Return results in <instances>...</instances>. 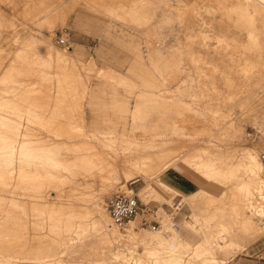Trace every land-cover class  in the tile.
I'll return each mask as SVG.
<instances>
[{"label":"rangeland","instance_id":"rangeland-1","mask_svg":"<svg viewBox=\"0 0 264 264\" xmlns=\"http://www.w3.org/2000/svg\"><path fill=\"white\" fill-rule=\"evenodd\" d=\"M178 8L180 19L174 13ZM60 29L68 32L70 49L57 43ZM25 35L48 42L51 53L66 57L74 73L57 76L55 72L61 74L62 70L43 62L35 50L37 43L23 44ZM177 60L181 67L177 75L164 77L155 67L164 62L175 68ZM12 64L16 65L14 74ZM91 69L109 74L101 77ZM2 83L18 86L13 92L0 91L1 95L7 94L4 100L0 95V114L7 116L4 125L12 128L10 131L19 126V131L27 132L23 138L30 139L28 148L61 141L75 145L68 151L59 148L56 157L63 159L68 168L56 170L52 181L44 175L46 178L40 179L44 185L37 191L31 187L36 179L21 177L17 172L18 155L10 165L0 161V264H166L164 253L150 254L156 237L176 235L180 242L191 246L201 241L202 220L196 214V221L194 212L199 206L194 200L212 196L226 201L236 190L228 189L229 183H220L228 180L225 175L210 174L208 168L195 166V162L217 149L237 155L242 149H252L262 164L264 180V8L258 6V0H0ZM136 102L140 105L134 124L129 114ZM124 113L128 139L154 130L168 131L171 120L178 119L183 126L178 127L185 134L179 148L185 155L183 165L172 163L153 177L133 174L127 179L118 174L112 179L107 162L128 153L130 143L125 141L128 139L110 143L97 138L107 128L121 124L106 119L114 120ZM91 131L96 135L92 136ZM207 144L210 147L203 152L201 147ZM157 149L153 151L159 154L168 151ZM30 157L24 158L31 162ZM25 162V168L33 167ZM90 162L106 166L104 179L90 171ZM91 178L95 181L94 194L100 192L99 184L106 183L98 198L102 201L115 190L133 189L142 205L157 209L160 226L152 229L141 225L137 215L120 229L106 212L108 224L106 221L102 231L112 234L116 230L118 237L110 236L103 242L98 225L91 220L98 214L84 217L81 226L70 225L77 219L69 216L67 208L77 214L85 212L88 201L80 205L79 192L91 187L78 185ZM132 179L137 180L129 184ZM149 186L157 191L144 196L141 191ZM236 191L240 195L242 190ZM259 194L251 196L253 203L248 212L253 211L254 220L262 226L264 190ZM225 208L233 209L230 204ZM59 216L63 218L59 221L62 227L50 229L48 225ZM211 230L217 243L228 242L221 227ZM235 237L239 248L233 245L214 250V264H264V234L252 241Z\"/></svg>","mask_w":264,"mask_h":264},{"label":"bare ground","instance_id":"bare-ground-1","mask_svg":"<svg viewBox=\"0 0 264 264\" xmlns=\"http://www.w3.org/2000/svg\"><path fill=\"white\" fill-rule=\"evenodd\" d=\"M259 1H260V3H259ZM259 5H261V7L264 8V0H258V6ZM179 10L180 9L178 8L174 12L177 19H180V17L182 16V13ZM248 32H251V31H248ZM22 43L23 44H25V43H28V44L29 43H32V44L37 43L35 50L39 51V54L41 55V57H43V62L47 63V65L49 64V66L54 65L55 69L59 68L62 70V71H60L61 74L55 72V74L57 76H61V75L64 76L65 74L71 73V72L74 73L72 70V65H69V61L67 62L66 57H64L58 53H55V54L51 53L52 49L49 48L50 45L49 46L47 45V44H49L48 42L46 43L43 40L42 41H36V40L32 39L29 35H25V38L22 40ZM171 62H173V61H171ZM67 63H68V65H67ZM179 63H180L179 60H177L176 64L175 63H174L175 65L173 64L175 68H169L168 66H170V65L169 64L166 65V63H164V62H163V65L162 64H156L155 67L160 71L159 73H161L164 77H167V76H171L173 74L177 75V71L181 69ZM15 64L17 65V63H15ZM15 64H12L10 66L12 69H14L13 74H14V71L16 68ZM18 65L20 66V64H18ZM47 65H46V68H47ZM65 66H67V67H65ZM43 67H44V65H43ZM43 70H45V69H43ZM16 71H18V70H16ZM48 72H50V71L48 70ZM86 72H88V69H86ZM93 73L101 76L103 74L104 75L107 74V71L94 70ZM15 75H16V72H15ZM115 75L119 76L118 74H115ZM112 77H113V75H112ZM119 79L121 80L122 77H119ZM27 84L29 85V83H27ZM17 87L18 86H16V84H13V83H11V84L10 83H8V84L2 83V84H0V91H2L3 93L13 92L16 90ZM85 87H86V85H85ZM86 88H83V90ZM17 91H18V89H17ZM177 91H179L181 93L182 89L178 88ZM6 95L7 94L1 95V98L4 100L6 98ZM139 105H140L139 102H136V105H135L136 108L133 111H130V114H129L131 116V119L133 120L132 123H134V124H136L137 120H138L137 118H138V114H139V112H138V106ZM26 114H27V112H26ZM126 115L127 114L124 113V114L118 116L117 118H115L114 120L110 119V118L106 119L107 121H112L113 123L114 122L115 123L120 122L121 124L118 127L112 126L111 128H107V130L102 133L104 135L101 138H97V140H103V141H107V142L112 143V142L117 141V139H128L127 138L128 134L125 133L126 127L124 126ZM6 117L7 116L0 114V124L1 125L3 124V128L0 127V161H1V163H3V162L5 163V161H7V163H5V164L10 165L13 161H15V159H16V158H14L15 155H18L17 166H15L17 169V172H19L21 177L27 176L28 178L32 177L33 180L36 179V182L34 180L32 184L30 183L31 187H32V185H33V187L35 186V189L38 186L40 188V186L43 184L40 181V179L42 178V181H43V179L46 178V177H43L44 175H46L47 177L49 175L48 178L52 181V179L54 178V177L52 178V176L55 175L54 173L56 170H57V172H59L61 169V166H63L65 169L68 168V164H64L62 162L63 159H59L58 157H56V155L59 153L58 152L59 148H63L66 151L71 150V148L75 145L74 142L61 141L60 143L41 145L40 147H38V149H33L34 146H32V148L30 149V148H28V145H27V144H29L28 141H30V139H28V141H27L26 138H23V136L27 135V132L19 131V126H17V130L16 129L13 130L14 135L11 136L10 134H12L13 131L11 130L12 131V133H11L10 129H12V128L9 127V129H8L4 125L5 124L4 119H6ZM33 121H35V120H33ZM178 121H179L178 119H172L171 120L172 125H171V128L169 129L171 132L169 130L168 131L167 130H160V131L154 130L152 132L144 134L143 136H138V135L132 136L128 140H125L126 142L130 143V146L128 148L130 150L128 153L125 152V154L122 157L114 158L113 162H107V167L104 166L102 163L90 162L89 165L87 164L90 167L89 168L90 171L93 172L94 175H100L101 179H104L103 178V176L105 174L104 172H105L106 168H108L109 171L111 172L112 179H115L118 174H122L125 176V178L128 179V178H132L133 174L141 175L142 177H147L149 175L151 177H153L156 174H159L162 170L168 168L169 165H171L172 163L181 162L180 164L183 165L182 157L185 155H183L182 150H179V148L183 145L182 139L185 136V134H184V132H182L183 129L182 130L180 129L183 126L181 127L179 125V123H177ZM11 123H9V125ZM12 124L14 125V123H12ZM12 124H11V126H12ZM9 125H7V126H9ZM178 125L180 126V128L178 127ZM136 128H137V125L133 126V129H136ZM46 129H47V127H46ZM25 130L26 129H24V131ZM9 131H10V133H9ZM50 131H52V130H50ZM100 132H102V131H100ZM52 133L55 135H59L56 132L55 133L52 132ZM91 133H92L91 134L92 136L96 135L95 134L96 132L94 133L91 131ZM186 137H188V136H186ZM36 141H37V138H36ZM209 147H210V144L209 145L207 144V146L201 147V150H203V152H205L204 150L208 149ZM157 148L158 149L161 148V150L163 148H166L165 150L166 151L168 150V151H167V153L163 151L166 154H163V153L159 154V152L155 153V151H153V150H156ZM158 151H160V149ZM156 154H158V155L156 156ZM28 156L33 157L32 158L33 160L31 162H30L31 159L28 160V159L24 158V157H28ZM23 162H25L24 164L25 165L27 164V166H29L28 163L29 164L31 163V164H33V167L32 168H29V167L25 168V166L23 165ZM190 165L191 164H189V166ZM194 165L199 166V167H203V168L204 167L208 168L211 172L210 174H213L215 176L217 174H219L221 176L225 175L228 178V180L226 182H222V181L220 182L218 180V182L225 183V184L229 183L230 186L227 187L228 189L234 188L236 190L239 189L242 191H241L240 195H238V192L236 190H234L233 193H230V195L227 196L228 199L226 201L221 200L218 197L216 198V197H212V196L203 198L201 200H197V199L194 200L195 204H197L199 206L198 210L196 211V213L194 212V214L196 217L198 215H200L198 217L199 218L201 217L200 220H202V222H200L198 220V217L196 220L197 222L199 221L200 226L202 225V239H201V241H199V242H197L191 246L187 242H185V243H182L183 241L180 242L179 241L180 238L178 239V237L176 235L171 236L170 238L168 237V239L167 238L165 239L161 236H157L156 237V243H154V245L155 244L156 245L153 248L149 249V251H150V254L153 253L152 255H154V253H158V252L164 253L165 255H163V258H164L163 260L165 261L166 264H214L215 263V258L213 256L214 250H216V249H217L216 251L222 250V248H225L228 246L230 247L233 245H236V246L238 245V248H239L240 243L235 240V238H237L235 236L238 235L239 239H240V237H242V238H246V239L252 241V240H255L257 237H259L260 235L264 234V226H263L264 224L262 226H259V224H257L253 218V215H252L253 211H251L252 213L248 212V211H250L249 208L253 203V201H251L250 199L252 197H254L253 195L254 194L256 195V193H257V195H258V193H260L259 195H261L263 193V190H264V180L261 177L262 164L257 159V154L255 151H252V149H248V148L242 149V150H240V154L237 155V153H235V152L232 153V152L217 149L215 152L208 153L207 156L205 157V159H202V161L200 159V162H195ZM194 170H196V169L194 168ZM198 170L200 171V168ZM6 173H5V176H6ZM197 173H198V171H197ZM61 175L62 174H60V176L59 175L58 176L61 177ZM56 177L57 176H55V178ZM66 177L67 176H65V178ZM65 178H64V180H65ZM207 178H208V176H207ZM51 181H49V184L51 183ZM215 182H216V180H215ZM79 183L80 184L78 185V182H77L76 185H78V186H81V185L84 186L85 185V188L87 185H89V187H91L89 189L87 188L85 190H82L83 193L81 191L79 192L78 200H79L80 205H81V203H83V202L86 203L87 201H88L87 202L88 204L85 205V212H82V214H77L71 208H67L69 216L75 217L77 219V220H75L76 223L75 222H74V224L70 223V225L81 226V225H83V222H84L83 218L84 217L90 216V218H91V216H92L91 214L96 213V214H98V218L97 219L93 218L91 220L93 222H95L96 227L98 225V228H99L98 230H100L101 238L103 239V242H104V240L109 239L110 236H113V238L118 237V233L116 230H113L112 234H110V233L108 234L107 231H104V232L102 231L103 230L102 228H103L104 224L106 223V221L108 224V220H107V213L104 210L103 204H101V202H103V201H102V199L99 200L98 198L101 195V193L102 194L104 193V191L107 187L106 183L99 184V187L101 188V190H97V191H100V192H98V194H94V192H92L93 186L95 184V181L93 183L92 178L90 180H86L84 182H79ZM63 184H65V183H63ZM69 184L67 183L68 187H69ZM161 184H164V183H161ZM72 185H75V182H73ZM54 186L60 187V185H58L56 183ZM70 186H71V184H70ZM142 190H143V191H141L142 194L144 196H146L149 194V192L151 190H156V189L153 186H149V187L142 189ZM36 191H37V189H36ZM61 192H63V191H61ZM61 192L59 193V196L61 195ZM80 193H82V194H80ZM83 194H86V195L89 194L91 196L89 199H85V198L81 197ZM250 194H252V195H250ZM249 195H250V197H249ZM63 196H62V198H63ZM66 196L68 198L70 197L68 195H66ZM11 198H12V196H11ZM258 198H259V196H258ZM263 198H264V196H263ZM189 200H191V199H189ZM261 200H263V199H261ZM191 202H192V200H191ZM194 202H192V203H194ZM258 203H259V201L256 203V205ZM14 204H17V203L14 202ZM229 204L231 205V207L233 209L228 211V210H226L225 205H229ZM23 205L24 204H22V206ZM253 206H254V204H253ZM257 207H258V205H257ZM235 208L239 209V211L234 210ZM60 209H62V207H59L58 211H60ZM254 210H256V209H254ZM260 213H262L264 215V208L261 209ZM196 214H198V215H196ZM255 215H256V213H255ZM62 219L63 218L61 216L56 217L55 223L48 225L49 228L55 229V226L62 227L59 224V221ZM48 224H50V222ZM25 226H26V224H25ZM43 226H42V228H43ZM214 226H219V227H221V229H223L226 232L225 234H227V236L229 237L228 242L221 244V243H217L215 241V234L211 230V227L213 228ZM34 227H37V226H35V224H34ZM34 227H33V229H34ZM66 227H67V225H65V228ZM200 228H199V230H200ZM60 229H58V230H60ZM17 231L20 232V230H17ZM35 232L40 234V232H38L37 229ZM21 233H24V231ZM199 234H200V232H199ZM35 235H37V234H35ZM30 236H33V235H30ZM142 241L144 242V240H142ZM115 254L116 253H114V255ZM117 254H118V252H117ZM160 256H162V255H160ZM113 258L115 259L116 257H113ZM152 258H153V256H152Z\"/></svg>","mask_w":264,"mask_h":264},{"label":"built area","instance_id":"built-area-1","mask_svg":"<svg viewBox=\"0 0 264 264\" xmlns=\"http://www.w3.org/2000/svg\"><path fill=\"white\" fill-rule=\"evenodd\" d=\"M57 43L65 49L71 48V40L67 31L63 29L58 31ZM136 180L132 179L129 184L134 183ZM103 207L117 228H126L137 215L140 216L141 225L145 224L152 229L160 226V221L157 219V209L152 210L142 205L139 197L133 193V189H128L126 192L113 191L104 198Z\"/></svg>","mask_w":264,"mask_h":264}]
</instances>
